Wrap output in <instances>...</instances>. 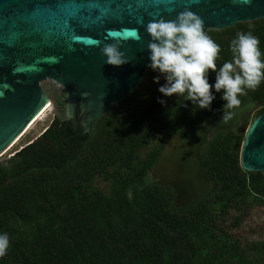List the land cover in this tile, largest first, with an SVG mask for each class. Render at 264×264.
I'll return each mask as SVG.
<instances>
[{
  "label": "water",
  "instance_id": "obj_1",
  "mask_svg": "<svg viewBox=\"0 0 264 264\" xmlns=\"http://www.w3.org/2000/svg\"><path fill=\"white\" fill-rule=\"evenodd\" d=\"M186 8L203 19L206 32L264 18V0H0V157L49 104L41 85L46 79L64 87L68 119L90 133L146 74L148 22L175 19ZM117 42L128 58L121 66L107 64L101 53L104 44ZM224 103L188 138L170 135L150 168L161 185L173 188L179 206L211 194L215 180L202 151L213 134L236 128L261 100L231 109L226 122ZM244 124L240 165L264 175V112Z\"/></svg>",
  "mask_w": 264,
  "mask_h": 264
},
{
  "label": "trees",
  "instance_id": "obj_2",
  "mask_svg": "<svg viewBox=\"0 0 264 264\" xmlns=\"http://www.w3.org/2000/svg\"><path fill=\"white\" fill-rule=\"evenodd\" d=\"M254 21L251 26L240 23L239 29L207 32L221 45L217 68L231 60L229 44L237 32L258 34L259 47L264 53V18ZM214 80L215 73L210 70L209 82ZM220 97L221 93L216 96L214 108L224 102ZM158 98L166 100V104H161ZM185 99L186 94L165 97L160 92L143 98L132 107V127L124 129L111 122L106 131L110 136L93 152L86 166H78L70 175L60 172L76 163L93 139L92 131L87 133L83 126L78 128L72 119L54 118L41 135L15 152L8 159L7 177L0 180V232H7L10 238L0 264H191L186 262L184 249L193 252L196 249L195 242L189 241L186 233L193 224L192 219L184 216L176 222L165 220L168 215L163 213L162 208L172 205L166 198L172 192L170 186H162L161 195L151 188L142 196L136 194L130 198L121 186L112 196L100 194L66 205L61 202L65 189L74 183L71 175L103 171L117 159L119 151L115 149L123 146L125 138L139 136L141 143L147 134L156 131L158 122L172 123L186 112L189 102L185 103ZM206 116L203 114L199 121ZM92 143L93 148L96 143ZM206 151L208 158L203 160ZM203 152L202 164L214 178L209 168L219 161L222 164V154L210 151L209 147ZM240 181L241 186L262 196L253 176L247 179L243 173L235 183L231 181L234 190H238ZM251 207L252 202L244 196L233 200L232 227L244 222ZM224 217L210 213L207 221L210 231L216 236L231 237L244 263L264 264V242L244 245L229 234ZM164 250L171 252L168 260L162 257Z\"/></svg>",
  "mask_w": 264,
  "mask_h": 264
},
{
  "label": "rangeland",
  "instance_id": "obj_3",
  "mask_svg": "<svg viewBox=\"0 0 264 264\" xmlns=\"http://www.w3.org/2000/svg\"><path fill=\"white\" fill-rule=\"evenodd\" d=\"M240 23H248L251 26L255 21ZM240 23L231 27L239 29L241 26ZM210 30L216 29H209L207 32ZM260 50L263 53V49ZM157 75L159 73L148 68L139 84L123 100L97 120L92 129L93 139L90 146L84 149L76 163L67 166L64 171H61V175H70L74 173L78 166H86L85 164H87L88 160L92 159L93 152L97 151L99 146L103 145L106 141L105 139L110 136L109 133L106 134V131L111 122L115 126L120 125L124 129L130 126L132 127V107L143 98L157 94L160 84L165 83L163 77H161L159 83L155 82L153 78ZM41 85L50 98L51 108L44 120L37 122L10 151L0 157V180L7 177L9 167L8 159L15 152L41 135L54 118L66 119L68 117L66 91L64 87L52 79L42 81ZM262 85L264 83H261L255 89H248L243 94L241 100L255 97L260 98L261 103L251 113L246 115L241 123L233 130L213 134L204 149L206 150L209 147L210 151L220 152L222 154V164L219 161L209 168L215 180V187L211 194L188 206H179L176 204V193L173 188L172 192L167 194L166 198L169 203L172 202V205L162 208L163 213L168 215L165 220L172 219L176 222L185 216L191 218L193 222L189 231H186V233L188 234L187 239L195 242L196 249L194 252L189 249H184L186 262L190 261L191 264H246L240 259L231 237L225 235L216 236L214 232H211L212 230L210 231L207 221L208 215L212 212L225 216V228L229 234L240 240L244 245L249 242H264V175L259 171H245L240 165L241 146L246 131L245 119H254V117L264 111V88ZM217 95L219 93H216ZM214 101L212 102V109L215 107ZM187 102L189 103L186 112L172 123L165 124L161 121L158 122L156 131L150 135L147 134L141 143L139 136L125 138L126 140L123 146L121 148L120 146L116 147L115 149L119 151L116 153L117 159L108 163L103 171L87 173L82 176H77L76 174L71 175L74 177V183L65 189V193L61 198L63 205L100 194L112 196L121 186H124L130 198L136 194L142 196L148 193L151 188L155 189L158 194H163L161 188L163 185L157 179L153 178L150 168L154 166L165 141L177 131L182 133L184 139L188 138L195 129L194 127L200 123V117L203 114L206 116L212 110H199L190 100H186L185 103ZM193 112H195L194 115ZM94 141L96 145L92 148V145H94L92 142ZM207 158L208 151L203 152V160H207ZM243 173L247 179L250 175L254 177V183L262 196L241 186V181L239 182L240 187L238 190L233 189L231 181H236L239 176H243ZM241 196H244L248 201L252 202V207L244 222L239 227L234 228L230 224L232 214H235L232 203L235 198ZM182 246H185V241H182ZM170 256V251H162V257L165 260H168Z\"/></svg>",
  "mask_w": 264,
  "mask_h": 264
},
{
  "label": "clouds",
  "instance_id": "obj_4",
  "mask_svg": "<svg viewBox=\"0 0 264 264\" xmlns=\"http://www.w3.org/2000/svg\"><path fill=\"white\" fill-rule=\"evenodd\" d=\"M146 30L151 35L148 68L159 73L153 78L155 82L159 83L163 77L165 83L160 84L158 91L165 97L186 94L185 100H190L199 110H211L216 93H221L223 108L233 109L240 104L239 95L264 82V53L259 47V37L252 31L236 33L229 44L231 60L217 68L221 45L206 33L203 19L190 9L179 12L172 20L163 17L152 20ZM101 53L107 64L121 66L128 62L118 42L104 44ZM210 70L215 73L212 83ZM158 100L166 104V100ZM231 115L224 111L222 119L226 122ZM9 245V234L0 232V257L6 255Z\"/></svg>",
  "mask_w": 264,
  "mask_h": 264
},
{
  "label": "bare ground",
  "instance_id": "obj_5",
  "mask_svg": "<svg viewBox=\"0 0 264 264\" xmlns=\"http://www.w3.org/2000/svg\"><path fill=\"white\" fill-rule=\"evenodd\" d=\"M50 108H51V101L49 102V104L44 108V110L41 112V114L33 121V123L28 127V129L24 132V134L23 135H21L18 139H17V141L12 145V147L8 150V151H10L21 139H22V137L24 136V135H26V133H28L33 127H34V125L37 123V122H39V121H41V120H44L45 118H46V115H47V113L49 112V110H50ZM7 151V152H8ZM7 152H5V154L7 153ZM3 156V155H2Z\"/></svg>",
  "mask_w": 264,
  "mask_h": 264
},
{
  "label": "flooded vegetation",
  "instance_id": "obj_6",
  "mask_svg": "<svg viewBox=\"0 0 264 264\" xmlns=\"http://www.w3.org/2000/svg\"><path fill=\"white\" fill-rule=\"evenodd\" d=\"M257 36H258V34H257ZM242 97H243V95H241L240 98H239V99H240V104H243L245 101L250 100V99H260V98L252 97V98H247L246 100L241 101V100H242ZM260 100H261V99H260ZM263 101H264V100H263ZM263 101H262V102H263ZM114 106H115V105H114ZM114 106H113V107H114ZM113 107H112V108H113ZM230 110H231V109H227L226 111H230ZM263 112H264V111H263ZM254 118H255V117H254ZM66 119H68V117H67ZM80 127H81V126H80ZM161 149H162V148H161ZM160 151H161V150H160Z\"/></svg>",
  "mask_w": 264,
  "mask_h": 264
},
{
  "label": "snow or ice",
  "instance_id": "obj_7",
  "mask_svg": "<svg viewBox=\"0 0 264 264\" xmlns=\"http://www.w3.org/2000/svg\"><path fill=\"white\" fill-rule=\"evenodd\" d=\"M74 38H76V39H81V37H78V36H77V37H74Z\"/></svg>",
  "mask_w": 264,
  "mask_h": 264
}]
</instances>
